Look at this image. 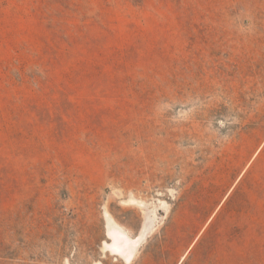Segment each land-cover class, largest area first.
I'll return each mask as SVG.
<instances>
[{
    "label": "rangeland",
    "instance_id": "374dc122",
    "mask_svg": "<svg viewBox=\"0 0 264 264\" xmlns=\"http://www.w3.org/2000/svg\"><path fill=\"white\" fill-rule=\"evenodd\" d=\"M180 259L264 264V0H0V264Z\"/></svg>",
    "mask_w": 264,
    "mask_h": 264
},
{
    "label": "crops",
    "instance_id": "0c3cea01",
    "mask_svg": "<svg viewBox=\"0 0 264 264\" xmlns=\"http://www.w3.org/2000/svg\"><path fill=\"white\" fill-rule=\"evenodd\" d=\"M219 210V207L215 209L214 212H212L210 214V216L206 219V221L204 222L200 232H198V234L195 235L194 239L192 240V242L190 243L188 249L185 251L184 256H182V259L185 257V255L191 250V248L196 244V242L198 241V239L200 238L201 234L206 230V228L209 226V224L212 222L214 216L216 215L217 211ZM182 259H180L179 263L182 261Z\"/></svg>",
    "mask_w": 264,
    "mask_h": 264
},
{
    "label": "bare ground",
    "instance_id": "6f19581e",
    "mask_svg": "<svg viewBox=\"0 0 264 264\" xmlns=\"http://www.w3.org/2000/svg\"><path fill=\"white\" fill-rule=\"evenodd\" d=\"M139 240L135 241L134 243H132L131 245L128 244V254L126 256V261H129L130 258L132 257L133 252L135 251V249L137 248V243ZM127 243V242H126Z\"/></svg>",
    "mask_w": 264,
    "mask_h": 264
}]
</instances>
